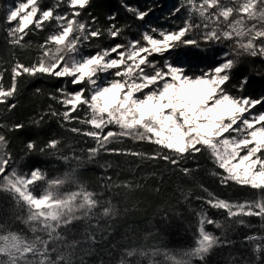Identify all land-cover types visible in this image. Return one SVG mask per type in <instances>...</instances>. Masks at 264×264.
<instances>
[{"label":"snow or ice","instance_id":"snow-or-ice-1","mask_svg":"<svg viewBox=\"0 0 264 264\" xmlns=\"http://www.w3.org/2000/svg\"><path fill=\"white\" fill-rule=\"evenodd\" d=\"M91 6L92 0H54L51 6H43L40 0H17L3 17L7 43L13 49L31 47V40L25 42L29 33L47 32L36 45L38 55L33 62L16 60L0 70L4 111L17 107L21 78L61 80L62 85L49 92L48 98L64 110L49 104L32 123L39 126L46 117H56L66 124L83 125L65 130L90 138L95 146L81 150L86 152L85 160L74 149L72 155H58L63 151L61 139L51 138L43 146L29 140L26 154L57 155L66 164L76 161L75 166L50 177L40 167L21 171L8 150L10 141L0 132V193L14 203L13 223L20 221L31 233L11 230L7 219L0 223V264H76L73 253L81 241H69L65 230L78 221L88 224L84 242L96 243L90 229L101 228L100 218H115L120 210L111 198H99L103 192L89 190L78 173L102 151L162 161L204 194L195 196L202 203L196 213L194 246L176 252L125 247L115 264H161L156 259L159 255L165 264H207L214 249L234 241L226 234L232 224L226 228L209 216L205 206L221 210L226 221L237 226L251 227L245 218L256 217L264 227V93L248 94L253 77L264 80V71L245 70L247 57L264 60V0H179L165 16L175 25L167 29L146 23L156 5L140 9L120 0V7L140 22L138 37L126 35L131 25L118 22V11L108 14L107 23L100 25L98 16L88 11ZM105 38L110 43H97ZM6 72L10 73L8 86L3 82ZM41 92L35 89L36 94ZM24 127L20 122L0 123V129L7 132ZM125 138L156 148L145 153L111 147ZM204 156L213 165L210 174L221 185L247 188L255 197L223 199L200 183L195 176L200 168L197 158ZM189 160L196 166H187ZM101 187L133 191L141 185L123 181ZM181 191L185 200L193 195L191 188ZM93 220L95 224L89 223ZM208 225L221 229L220 235L208 231ZM244 243L254 259L233 258L232 264H264V234L247 235ZM81 264H85L82 258Z\"/></svg>","mask_w":264,"mask_h":264},{"label":"trees","instance_id":"trees-1","mask_svg":"<svg viewBox=\"0 0 264 264\" xmlns=\"http://www.w3.org/2000/svg\"><path fill=\"white\" fill-rule=\"evenodd\" d=\"M16 1L0 0V70L10 68L16 60L26 64L33 62L38 55L36 45L42 42L44 36L47 35V32L39 31L29 33L25 42L31 40V47L13 49L9 46L3 17L7 7ZM40 2L43 6H51L54 0H40ZM127 3L140 9L156 5L155 11L146 18V23L165 29L175 27L172 20L165 19V16L174 6L178 5L179 0H127ZM88 11L98 16L102 26L107 23L106 16L108 14L118 11V22L131 25L126 35L130 37L139 36L140 22L120 7V0H92V6ZM84 16L87 18V13H84ZM182 18V14L176 17L177 23ZM97 43L107 45L110 41L105 38L97 41ZM206 66L210 67L211 62H208ZM247 67H257L264 71V60L260 57H247L245 70ZM3 82L5 86H8L10 73H5ZM19 84L20 91L16 97L17 107L11 112H7L4 111L5 106L0 105V123L10 126L20 122L25 127L13 132L0 129V132H4L10 141L8 150L12 153L14 160L18 162L20 170L29 171L33 167H40L52 177L62 174L70 166L76 165L74 160L66 164L59 160L57 155L26 154L25 145L29 140H35L43 146L51 138L61 139L60 147L63 151L58 155H72L74 149L77 155H82L83 159L86 160V152L81 150L95 146L94 142L90 138L77 136L65 130L73 126L84 127L83 125L66 124L56 117H46L39 126L32 123L33 118H39L41 113L48 110L49 104H53L57 111L64 110L59 104H55L48 98V93L60 87L62 81L23 77ZM69 87L71 86L69 85ZM36 88H41L42 92L36 94ZM262 93H264V80L253 77L248 94L258 96ZM80 115H83V112ZM62 123H64L63 127L61 126ZM69 145H72V148H69ZM111 147L127 148L145 153H152L156 148L155 145L134 142L127 138L123 139L122 143H115ZM197 159L200 165L199 170L195 173L197 180L220 198L243 201L255 197V193L247 188L234 184L229 187L221 185L218 178L210 174L213 165L206 156ZM108 164H111L110 168L107 167ZM12 166L16 167L17 164L13 163ZM187 166L195 167L196 162L189 160ZM78 174L81 181L87 184L89 190L97 193L103 192V196L99 198L102 200L111 198L112 203L118 205L120 211L115 218H100L101 228L90 229L95 234L96 243H92L90 240L84 242L85 235L83 233L88 224L83 221L74 222L70 226V231L65 230L69 241L73 239L81 241L73 253L76 264H81V258L85 264H100L101 260L104 261V264H115L125 247L144 249L156 247L176 252L194 246L195 233L198 228L196 213L200 211L202 203L196 200L195 196L204 194L194 182L182 177V175L174 174L170 166H166L162 161H141L136 157L111 155L102 151L94 161L85 163ZM108 177L111 179L108 180ZM123 181H132L134 184H140L141 187L133 191L125 188L105 189L101 187L105 183L117 185ZM157 188H159V192L156 191ZM189 188L192 189L193 195L185 200L181 189L186 193ZM39 191L40 188L37 189V193ZM12 208H14V203L6 194L0 193V223L7 219L12 226L11 230L22 231L23 234L31 236L28 228L20 221L13 223ZM205 210L209 216L220 220L226 228L232 224L226 234L228 239L234 241L230 246L214 249L207 258V264H232L233 258L237 260L241 258L254 259L251 255L250 246L244 243V237L254 233L264 234V227H261L260 219L247 217L245 219L251 227H242L231 221H226V214L221 210L211 209L207 206H205ZM89 223L95 224L96 220ZM206 227L208 231H212L216 235L221 233V229L212 225ZM113 245L116 246L115 249H113ZM109 252L112 255H109ZM159 256L164 257L163 255ZM196 264L199 262L197 261Z\"/></svg>","mask_w":264,"mask_h":264},{"label":"rangeland","instance_id":"rangeland-1","mask_svg":"<svg viewBox=\"0 0 264 264\" xmlns=\"http://www.w3.org/2000/svg\"><path fill=\"white\" fill-rule=\"evenodd\" d=\"M17 2V1H16ZM156 259L158 260V261H160L161 262V264H165V258L164 257H156Z\"/></svg>","mask_w":264,"mask_h":264}]
</instances>
